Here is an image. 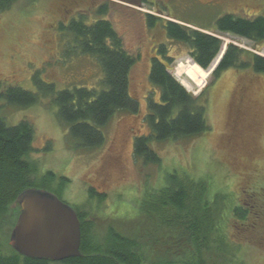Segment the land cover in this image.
<instances>
[{
    "label": "rangeland",
    "instance_id": "obj_1",
    "mask_svg": "<svg viewBox=\"0 0 264 264\" xmlns=\"http://www.w3.org/2000/svg\"><path fill=\"white\" fill-rule=\"evenodd\" d=\"M149 1L152 3L16 0L9 10L0 13V82L31 91H38L37 76L56 84L58 89L99 84V61L74 50L72 37L61 29V23L68 25L85 14L90 23L109 19L119 31L127 50L139 57L132 71V92L139 98L141 110L139 115H114L102 128L106 136L103 146L78 147L69 137L68 127L58 119V107L49 97L26 107L3 104L0 114L9 125L24 119L33 123L36 134L32 157L39 161L40 174L52 171L58 177L69 178L61 192L63 199L77 211H87L96 223L97 233L104 235L111 224L136 219L142 201L165 186L168 174L178 170L207 184V193L201 200L208 204V232L201 261L264 264V74L251 68L230 69L215 80L205 70L209 74L207 82L199 89L181 71L182 66L197 64L187 46L146 22L148 14L161 15L215 31L216 20L225 14L264 16V0ZM102 5L108 8L104 14L98 12ZM219 36L225 44L233 43L264 56L263 44L231 33ZM163 43L175 58L171 70L175 77L194 95L204 92L210 130L177 140H152L151 146L161 162L145 164L135 158L134 138L151 134L145 121L146 98L152 89L148 75L156 47ZM219 57L212 66L217 68ZM89 187L106 197H91ZM48 191L56 192L52 188ZM10 233L9 229L0 232L4 249L10 250ZM159 259L165 262L167 257Z\"/></svg>",
    "mask_w": 264,
    "mask_h": 264
},
{
    "label": "trees",
    "instance_id": "obj_2",
    "mask_svg": "<svg viewBox=\"0 0 264 264\" xmlns=\"http://www.w3.org/2000/svg\"><path fill=\"white\" fill-rule=\"evenodd\" d=\"M15 2L0 0V13L9 10ZM143 3L152 2L142 0ZM107 10V6L102 5L98 12L104 14ZM146 22L150 28L159 26L169 39L187 46L189 56L197 64L182 66L181 71L199 89L207 82L209 74L205 70L212 66L225 45L220 33H231L264 45L262 15L225 14L216 20L215 31L150 14L146 16ZM60 25L71 35L74 50L92 55L99 61L102 77L98 86L58 89L56 84L37 76L38 91H31L0 82V106L26 107L36 104L42 97H49L57 105V117L68 127L69 137L80 148L95 149L105 144L102 128L114 115L140 113L141 102L132 92V71L139 57L127 50L109 19L100 18L90 23L87 15L81 14L68 25ZM174 59L168 45L163 43L156 47V55L150 62L148 78L152 89L146 98L148 113L145 121L151 134L134 138L135 158L145 164L161 162L160 155L151 146L152 140H177L210 130L204 92L194 95L175 77L171 71ZM248 68L264 74V56L229 43L212 74L216 80L230 69ZM35 134L31 121L24 119L9 125L0 114V232L12 231L19 215V208H13L12 204L24 190L52 188L64 200L61 192L70 180L58 177L52 171L40 174L39 161L32 157ZM166 182L142 201L136 219L111 224L104 235L96 232V223L87 211H77L81 222V256L58 264H206L200 255L208 232L205 230L208 204L201 203L207 193V184L178 170L168 174ZM89 194L101 200L106 197L105 193L92 187H89ZM4 247L0 241V264H52L25 257L9 244L10 250ZM159 256L167 257V260L162 262L164 260Z\"/></svg>",
    "mask_w": 264,
    "mask_h": 264
},
{
    "label": "water",
    "instance_id": "obj_3",
    "mask_svg": "<svg viewBox=\"0 0 264 264\" xmlns=\"http://www.w3.org/2000/svg\"><path fill=\"white\" fill-rule=\"evenodd\" d=\"M228 44L224 45L216 63H220ZM215 68L214 64L207 71L212 73ZM12 207L19 208L17 221L9 237V245L16 252L32 259L51 262L81 256L82 236L78 213L57 194L45 189L29 188L19 194Z\"/></svg>",
    "mask_w": 264,
    "mask_h": 264
},
{
    "label": "flooded vegetation",
    "instance_id": "obj_4",
    "mask_svg": "<svg viewBox=\"0 0 264 264\" xmlns=\"http://www.w3.org/2000/svg\"><path fill=\"white\" fill-rule=\"evenodd\" d=\"M65 201V200H64ZM65 202H67V201H65ZM68 203V202H67ZM76 210V209H75ZM77 212V211H76ZM51 262V261H50ZM51 263H56V264H58V263H61V262H51ZM63 263V262H62Z\"/></svg>",
    "mask_w": 264,
    "mask_h": 264
},
{
    "label": "bare ground",
    "instance_id": "obj_5",
    "mask_svg": "<svg viewBox=\"0 0 264 264\" xmlns=\"http://www.w3.org/2000/svg\"><path fill=\"white\" fill-rule=\"evenodd\" d=\"M161 16V15H160Z\"/></svg>",
    "mask_w": 264,
    "mask_h": 264
}]
</instances>
